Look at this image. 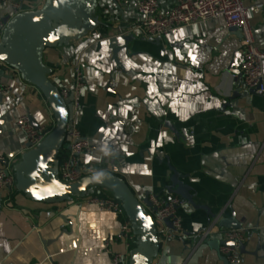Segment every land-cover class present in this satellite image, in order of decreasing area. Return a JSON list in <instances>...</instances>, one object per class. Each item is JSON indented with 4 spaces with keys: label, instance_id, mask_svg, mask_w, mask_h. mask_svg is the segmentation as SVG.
Listing matches in <instances>:
<instances>
[{
    "label": "crops",
    "instance_id": "crops-1",
    "mask_svg": "<svg viewBox=\"0 0 264 264\" xmlns=\"http://www.w3.org/2000/svg\"><path fill=\"white\" fill-rule=\"evenodd\" d=\"M17 1L23 10H32L46 0ZM97 1L95 15L102 24L94 32L44 53L59 89L74 85L75 66L83 69L76 118L93 144L83 163L120 175L141 200L170 193L171 167L184 176L195 202L211 213L189 204L178 210L187 237L164 243L167 264L188 257L191 237L208 225L235 228L222 225L223 218H235L245 231L246 251L237 264H264V94L239 89L242 36L219 17L157 40L143 38L133 30L140 19L138 0ZM158 1L162 10L176 3ZM245 5L254 43L263 47L264 0ZM13 15L11 3H0V30ZM113 37L121 47L120 63ZM2 77L10 90L0 96V155L10 159L12 169L30 144L26 133L16 129V120L27 114L50 131L56 123L40 88L11 67L4 68ZM93 195L113 194L101 188ZM90 196L48 203L17 189L16 180L11 189H0V264H113L116 254L128 264L134 242L121 232L128 218L100 210ZM222 256L207 246L193 264H227Z\"/></svg>",
    "mask_w": 264,
    "mask_h": 264
},
{
    "label": "water",
    "instance_id": "water-1",
    "mask_svg": "<svg viewBox=\"0 0 264 264\" xmlns=\"http://www.w3.org/2000/svg\"><path fill=\"white\" fill-rule=\"evenodd\" d=\"M97 6V0H46L40 8L22 10L4 19L5 26L0 30V61L15 69L24 80L40 88L48 99L56 123L42 142L37 146L29 144L13 164L16 187L29 197L48 203L72 201L74 198L93 195L101 188L109 189L122 202L136 235L128 264H167L168 247H164L160 240L154 218L156 208L152 205L149 194L143 200L137 198L125 179L114 172L98 170L75 183H67L59 176L60 153L69 148L67 125L74 115L73 96L65 99L59 87L51 80L52 69L44 63V53L48 48L68 45L71 41L94 32L102 24L100 17L95 15ZM230 30L242 36L240 28L234 26ZM129 38L132 36L125 37L126 40ZM111 46L115 60L120 63L118 53L121 47L118 46L117 37L111 38ZM32 122L40 127L35 120L32 119ZM9 160L5 159L3 163L9 164ZM171 169L173 173L171 184L167 186L168 192L180 195L191 207L204 208L210 214L208 207L195 202L192 187L184 182V176L175 167ZM167 224L172 225L170 220H167ZM221 224L235 228L241 226L235 218H223ZM222 244L234 245V241L206 240L200 244L198 234H195L188 245L191 249L188 257L179 264H193L205 247L211 246L219 250ZM262 246L264 248V243ZM192 250L195 251L192 253ZM245 251L244 243L241 252ZM222 258L230 264L225 256Z\"/></svg>",
    "mask_w": 264,
    "mask_h": 264
},
{
    "label": "built area",
    "instance_id": "built-area-1",
    "mask_svg": "<svg viewBox=\"0 0 264 264\" xmlns=\"http://www.w3.org/2000/svg\"><path fill=\"white\" fill-rule=\"evenodd\" d=\"M247 0H176V3L169 9L162 10L158 0H138L137 9L140 19L133 26L136 34L143 38H156L166 35L176 29L192 25L197 22L208 21L222 17L228 27H238L242 32V44L244 46L243 60L239 71L242 82L239 86L241 91H254L255 94H264L263 63L264 46L258 47L254 43L251 26L249 23L250 10L245 5ZM12 4L14 14L22 11L23 7L17 0H0ZM261 5L255 6V11ZM4 68H10L7 64L0 61V96L9 94L8 86L2 77ZM17 72L15 69H13ZM75 81L72 87H62L60 92L67 99L73 96L72 103L74 115L69 119L67 130L70 137L69 148L66 157L60 162L59 176L67 183H75L83 176L95 172L94 168L86 166L82 157L93 151L91 140L85 136L78 126L76 115L81 107V91L84 86V73L81 66L74 68ZM120 72L116 69L114 73ZM112 86L117 85V81L112 78ZM17 130L24 131L32 146H37L50 130L46 126L36 127L29 115H21L15 123ZM6 158L0 155V189H11L15 176L10 164L5 165ZM149 199L156 208L154 218L160 240L164 243L175 239L187 237L182 227V221L178 214L181 207L188 205V201L180 195L174 193L151 194ZM89 202L95 204L100 210H108L118 216L125 215L122 202L113 195H92ZM170 220L172 225L167 224ZM122 236L129 241L135 242L136 235L133 232L131 223L128 219L122 223ZM219 234L221 240H233L234 245L222 244L219 251L225 256L230 264H237L242 258L241 246L246 241L243 228H223L215 229L213 224L208 225L198 233L200 244L211 236ZM195 250H192V253ZM113 264H124L123 256L116 254Z\"/></svg>",
    "mask_w": 264,
    "mask_h": 264
},
{
    "label": "trees",
    "instance_id": "trees-1",
    "mask_svg": "<svg viewBox=\"0 0 264 264\" xmlns=\"http://www.w3.org/2000/svg\"><path fill=\"white\" fill-rule=\"evenodd\" d=\"M65 149H63L62 151H61V153H60V162L66 157V154H65V151H64ZM98 195H100V194H98ZM135 246V244H133V247Z\"/></svg>",
    "mask_w": 264,
    "mask_h": 264
}]
</instances>
